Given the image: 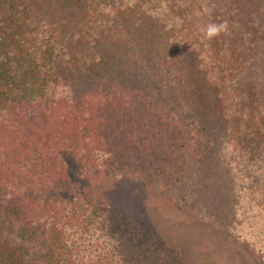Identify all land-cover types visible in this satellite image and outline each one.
I'll return each mask as SVG.
<instances>
[{"label":"trees","instance_id":"obj_1","mask_svg":"<svg viewBox=\"0 0 264 264\" xmlns=\"http://www.w3.org/2000/svg\"><path fill=\"white\" fill-rule=\"evenodd\" d=\"M175 1L97 0L93 5L92 0H0V264H184L180 254L156 234L128 228L120 236L116 226L124 224L117 218L92 217L94 203L83 198L107 177L112 156L125 172L165 177L169 186L182 184L187 179L184 174L194 176V189L201 183L200 173L208 169L203 164H211L218 143L207 126L203 129L199 124L200 113H182L186 108L171 111L132 82L142 75H148L144 80L148 89L156 87L157 80H174L171 74L176 72L188 81L201 76L219 98L202 87L195 93L199 98H191L193 107L199 104L203 116H217L221 123L229 121L235 110L241 111L238 134L257 141L264 138L262 93L256 90L250 97L243 82L242 94L236 84L239 76L231 80L226 73L234 57V36L222 34L218 54L203 53L197 58L199 68L192 62L189 68L192 48L186 47L204 40L202 29L208 24L195 15L207 16L210 9L206 0ZM118 3L124 7L123 89L139 106L130 125L109 128L107 117L95 107L102 106L103 99L109 102L112 88L107 93L92 90L82 99H45L54 68L60 65L55 47L44 40L51 24L45 16L63 17L70 8V13L94 22L116 16ZM89 12L93 18L86 16ZM61 28L62 33L70 31L68 22L67 29ZM177 65L183 68L177 70ZM168 86L174 97L181 95L179 88ZM115 90H119L116 85ZM206 93L213 109L208 110ZM179 112L182 120L177 118ZM92 230L102 237L93 236Z\"/></svg>","mask_w":264,"mask_h":264},{"label":"rangeland","instance_id":"obj_2","mask_svg":"<svg viewBox=\"0 0 264 264\" xmlns=\"http://www.w3.org/2000/svg\"><path fill=\"white\" fill-rule=\"evenodd\" d=\"M180 1L188 0L178 2ZM206 1L210 9L208 15H195L196 19L208 23L226 21L230 34L234 36V57L228 61L229 69L226 73L229 71L231 80H236L239 76L236 84L242 94L246 91L243 89L244 82L248 87L247 92L250 91V97L254 91L260 90L264 100V0ZM92 3L96 5L97 0H92ZM115 7L118 8L116 16L110 15L103 19L98 17L94 22L81 13H70V8L63 17L54 16L52 12L45 16L51 24L48 23L46 27L44 40L55 47L53 54L60 62L54 68L56 73L48 86L45 99L50 102L69 97L82 99L92 90L107 93L112 88L114 93L110 94L109 102L108 99H103L102 106L95 107L100 116L107 117L109 128L119 127L122 123L129 124L131 119H136L138 115L135 113L139 106L129 90L123 89L126 43L124 7L119 3ZM86 16L93 18L94 14L89 12ZM67 22L70 31L62 33L61 26L67 29ZM75 26H79L78 30ZM221 36L222 34L209 41L205 38L203 41L194 40L186 47L192 48L189 68L191 62L199 68L201 59L197 58H201L203 53L209 54L213 50L218 54L223 45ZM151 49L152 47L148 48L145 53ZM230 67L234 70L231 71ZM176 68L181 70L183 67L177 65ZM236 69L240 71L235 72ZM193 72L190 73L191 77L196 75ZM142 76L132 79V82H137L142 92L147 90L149 94L159 98V103L168 105L171 111H183L186 108L185 112H181L192 110L196 114L200 113L198 122L203 129L208 128L212 132L218 143L217 151L214 152L210 166L203 164L208 169L202 167L200 176L203 180L200 178L201 183L195 189L192 188L194 176L184 174L182 176L187 179L182 184L169 186L165 177L150 178L141 172H125L124 166L115 156L110 157L106 165L110 168L107 177L83 197L94 203L93 209L91 208L92 217H97V220L102 217L107 220L119 219L120 224H124L116 226L115 231L120 236L128 228L156 234L180 254L184 264H264V138L257 141L256 137L238 134L236 128L241 121V111L235 110L228 123H221L222 120L217 116H203L200 107L198 109L199 104L193 107L195 102L193 99L191 102V98H194L195 93L199 94L202 87L209 94L214 92L204 84L206 79L201 76L188 81L176 72L171 74L174 80H157L158 85L154 87L156 84H153L150 89L146 88L149 83L144 82L148 80V75ZM229 82L233 84V81ZM127 84L132 86V83ZM169 84L179 88L181 95L174 97L169 93L172 88ZM250 84H255L256 87L251 89ZM99 85L103 86L99 88ZM115 85L119 90H115ZM231 91L233 90L230 88L229 96H233ZM208 93L205 94L208 96L206 104L210 110L213 107ZM214 95L217 96L216 93ZM180 100L187 105L178 104ZM214 102L221 108L220 100ZM181 112L177 115L180 120ZM190 114L188 115L191 117ZM191 123L190 125H194L193 121ZM198 129L197 133H200L202 129ZM255 143H262L261 147H255ZM132 156L136 160L139 158L138 153ZM113 166L117 169L112 168ZM92 232L93 236L102 237L101 232Z\"/></svg>","mask_w":264,"mask_h":264},{"label":"clouds","instance_id":"obj_3","mask_svg":"<svg viewBox=\"0 0 264 264\" xmlns=\"http://www.w3.org/2000/svg\"><path fill=\"white\" fill-rule=\"evenodd\" d=\"M202 32L205 39L212 40L221 34H228L229 25L226 21L222 23L210 22L202 29Z\"/></svg>","mask_w":264,"mask_h":264}]
</instances>
